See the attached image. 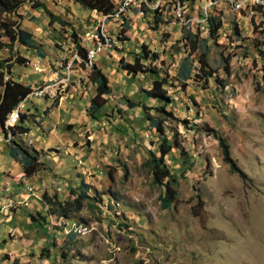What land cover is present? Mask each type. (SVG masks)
Returning a JSON list of instances; mask_svg holds the SVG:
<instances>
[{
	"label": "rangeland",
	"instance_id": "374dc122",
	"mask_svg": "<svg viewBox=\"0 0 264 264\" xmlns=\"http://www.w3.org/2000/svg\"><path fill=\"white\" fill-rule=\"evenodd\" d=\"M28 1L11 14L0 10V34L3 24L32 33L44 61L61 71L63 66L71 68V78L58 81L53 89L45 85L41 90L47 92L45 97H31L25 104L31 107V102L37 108L32 107L36 116L24 112L22 122L35 124L38 140L34 131L16 133L8 144L0 143V203L16 201V208H8L7 214L0 209L5 214V218L0 214V264H264V0H149L154 10L148 13L142 5L140 14L136 0L121 22L111 15L105 26L107 31L110 28L109 45L92 62L107 77L111 92L93 115L88 112L96 93L89 80L93 68L86 66L79 53L73 59L74 48L65 46L72 31L81 39L92 24V13L70 0H31L44 4L65 23L49 25L45 13L34 11ZM152 12L163 19L160 25L154 23ZM203 15L220 19L216 39L203 30ZM101 23H95L94 31L101 29ZM125 26L129 29L122 33ZM235 28L238 35L233 33ZM119 31L126 41L116 37ZM186 33L199 39L195 45L185 38ZM0 41L9 44L5 37ZM144 42L159 55L152 65L169 77L171 85L166 86L172 99L167 111L174 118L163 126L172 150L163 160L177 177L178 197L164 211L161 189L144 166L149 152L160 143L142 109L143 102L149 107L146 115L158 117L151 110L156 100L145 101L143 95L153 78L145 73L131 76L122 69V64L133 62ZM204 47L206 71H216L210 78L204 70L197 73ZM11 48L0 50L3 81L25 75V81L38 84L40 75L26 64L15 63L17 56L38 57L35 50L17 42ZM186 56L194 70L182 81L176 75ZM8 65H12L9 73ZM2 91L0 87V96ZM47 100L61 104V110L49 112L40 124L37 118L43 117ZM127 101L138 107L128 109ZM52 126L56 127L53 133ZM216 134L226 139L231 159L246 180L223 163ZM14 141L30 152L35 150L43 164L32 180L23 177L20 163L10 156ZM82 179L90 186L91 198L81 211L67 219L53 216L48 223L50 234L32 223L30 215L37 218L38 210L49 208L40 194L66 201L72 198L70 189L76 190ZM28 184L34 197L29 196L24 207L20 199L27 196L22 187H31ZM71 230L76 233L73 238ZM52 238L56 245L46 260L41 249Z\"/></svg>",
	"mask_w": 264,
	"mask_h": 264
},
{
	"label": "trees",
	"instance_id": "16d2710c",
	"mask_svg": "<svg viewBox=\"0 0 264 264\" xmlns=\"http://www.w3.org/2000/svg\"><path fill=\"white\" fill-rule=\"evenodd\" d=\"M74 4L79 5L85 10H88L90 12H96V13H102L104 15H111L114 14L115 10L120 6V4H123V0L119 1L115 4V0H70ZM237 3L240 0H235ZM25 2V0H0V10H2L4 13L11 14L15 12L22 4ZM28 3L30 4V7L34 10H42L45 15L49 19V25L52 24H58V25H65V23L57 16L53 15L44 4L40 3L39 1H31L29 0ZM122 6V5H121ZM119 9V8H118ZM238 11H246L247 15H251V11L249 9H240ZM260 13L263 12L258 10ZM148 13L150 11H147ZM154 23L156 25H160L162 23V18L157 14V12H152ZM203 20H206V24L203 27V30H205L208 33V36L210 38H217L219 37L218 32L222 27V23L220 19L216 18L212 15H207L201 17ZM124 19V18H123ZM110 20H107L104 25L100 26L101 28H105L106 25ZM1 29L3 31V34H0V38H7L9 40V44H5L0 41V50L3 48H8V50H12L11 46L14 42H17L19 46H23L26 48H34L35 42L33 40V36L30 32L20 28V26L12 27L11 25H1ZM121 29V28H120ZM129 29V28H128ZM127 29L124 28V31L122 33H125ZM199 32V31H198ZM120 31L117 33L116 37L120 36V42L126 41L127 39H124L123 34ZM234 34L238 35V31L235 28L233 31ZM186 39L189 40V42L193 45L196 44V41L199 39L196 36H193L191 34H185ZM71 38L77 43L78 37L77 34L72 31L71 32ZM115 38V37H112ZM205 45V43H204ZM76 51L79 53L80 57L82 59H86V51L82 47L79 46V44H76ZM207 49L204 47L202 56L198 59V67H197V73L199 74V71L204 70V75L206 78L212 77L213 73L216 72L214 70L212 71H206V68L208 67V63L206 60V54ZM261 55L264 56V53L261 52ZM39 58L45 57L43 52L39 51L38 53ZM159 59V55L155 52H152L149 47L146 44H142L140 47V51L138 54L133 56V62L131 64H122L123 70L127 72L131 76H136L137 73H145L152 76L151 80V87L149 89H144L143 95L144 100H156L153 101L154 103H157V106L151 107L155 112H157L158 117H150L149 115H146L147 107L142 102V109L144 113V117L146 120L150 122V125L154 129L157 137L160 140V143L157 147L156 151H150L149 156L144 162V166L148 169L150 176L152 178V182L154 185H156L158 188L161 189V193L159 195V202H160V208L161 210H169L175 203L177 202L178 192L175 189V184L177 183V177L171 173L169 167L164 163L163 158L166 155H169V153L172 150V145L170 143V139H168V134L166 133V129L163 126V123L167 121L168 118H174V115L171 111H167V107L172 103L171 97L167 93L166 86H169V77L167 75H164V77L161 75V72L159 69L152 65L154 62H156ZM87 62L88 60H84ZM27 62V59H24L20 56L16 57L15 63L17 64H25ZM148 64V67L147 65ZM12 65H8L5 67L6 71L9 73L11 70ZM179 72L176 75V78L181 79L182 81H186L191 76L192 70H194L193 64L190 61V57L186 56L183 60ZM196 69V68H195ZM227 70V68L225 69ZM89 80L95 85L96 93L95 96L91 99V105L88 109V112L90 115H93L106 103V99L104 97L109 96L111 92V88L108 85V79L104 75V73L101 70H97L96 67H93L89 74ZM36 86V85H34ZM171 86V85H170ZM0 87H3V94L0 96V128H2L0 135L7 136V132L4 129L5 123L10 115V112L12 109H14L20 101H22L28 94H32L33 88H31L28 85H24L23 83L14 82L11 81L9 78L7 81H3L2 73L0 74ZM103 98V99H102ZM138 107L137 104L133 102L127 101V108L130 110H133L134 108ZM27 112V111H24ZM23 112V113H24ZM23 113L20 114L19 122L20 124L16 125L15 129H13L12 135L13 137L16 135V133H24L29 132V129L23 127ZM18 122V123H19ZM215 138L217 139L218 146L221 151L222 161L225 165L229 166V169L232 173L237 174L242 180H246V175L237 167V165L233 162L230 155L229 145L225 138L215 135ZM13 141V140H12ZM11 141V142H12ZM10 143V142H9ZM15 141L13 142V144ZM12 145V144H11ZM9 146V153L10 156L15 159L17 162L20 163L23 171V177L29 178L36 174L38 171L42 168V163H40L37 159V152L35 150H31V152L24 148L21 143H15V145ZM159 154V156H157ZM127 170L124 171V178H127ZM5 192L6 189L4 188ZM90 186L85 183V181L82 179L79 183V186L76 188V190L70 189V194L72 196L71 199H68L66 201H61L58 199V197L49 198L46 193H43L42 203L44 205H48L49 208L43 209V211H37L36 216L30 215L29 218L32 221L33 224L36 226L43 227V229L46 231V234H50L49 225L48 223L51 221L53 216H56L57 218H69V215L71 213H77L81 211L83 208V204L85 201L90 200L89 195ZM76 235L74 230H71L69 233V237L73 238ZM55 240L52 238L50 241H48V244L41 249V255L42 257L49 259V252L54 249L55 246ZM63 257L65 258L66 255L63 253Z\"/></svg>",
	"mask_w": 264,
	"mask_h": 264
},
{
	"label": "built area",
	"instance_id": "2783aa9c",
	"mask_svg": "<svg viewBox=\"0 0 264 264\" xmlns=\"http://www.w3.org/2000/svg\"><path fill=\"white\" fill-rule=\"evenodd\" d=\"M136 0H129V4L128 7L126 9H119V10H115V17H124L125 13L128 12L129 7H131L134 2ZM234 1V0H232ZM245 1H251V2H258V0H245ZM147 7V11H151L154 10V7L149 3V0H139V5H137V9H139V14H140V7ZM158 5L155 6V8H157ZM255 17L258 15H253L251 12V17ZM104 14L102 13H93L92 19H91V26L88 28V30L83 33L81 39L78 38L77 43L72 39L69 38L67 43H66V48H74V55H73V59H75L77 57V51H76V44L80 45H84L83 47H85L86 49V59H81L82 60H88V68H93L94 64L93 62V58L96 57L101 51L102 49L105 48V46L109 45V36L108 33L110 31V28L108 31H106V38H98V35L94 34V27H95V23H101L102 20H105ZM118 25V24H117ZM119 27V26H118ZM206 30V27H205ZM72 51V50H71ZM74 61V60H73ZM27 67L31 68L32 73L40 75L41 76V80L38 84L42 83L43 81H51V84L53 83H57L60 80H70V69L71 68H65V66H63V71L59 70L56 65H51L46 63L44 60H42L39 57L33 58V59H29L27 60V62L25 63ZM57 64H62V63H57ZM62 67V65H61ZM65 71V72H64ZM8 80V77H5V81ZM83 95L86 96V98L88 97L87 92L83 89ZM31 97H36V93L34 94H28L22 101H20L18 103V105L12 109V111L10 112V126L12 125H16L19 121V114L23 113L24 111H28L26 110V103L30 101ZM30 104L32 105V103L30 102ZM89 139V138H88ZM4 142H8L7 140L4 139ZM1 143V142H0ZM81 162V161H79ZM6 192H10V188L9 190H7ZM33 189L32 187H26L25 190H23V195L27 196L26 198H23V200L20 199V205L27 207L28 206V197L33 195ZM23 201V203L21 204V202ZM8 204L6 205V207L4 208L6 212H8V208H16V201H12V200H8L7 201ZM1 211V210H0ZM49 227V226H48ZM50 229V228H49Z\"/></svg>",
	"mask_w": 264,
	"mask_h": 264
},
{
	"label": "crops",
	"instance_id": "0c3cea01",
	"mask_svg": "<svg viewBox=\"0 0 264 264\" xmlns=\"http://www.w3.org/2000/svg\"><path fill=\"white\" fill-rule=\"evenodd\" d=\"M123 2H124V0H123ZM123 5V4H122ZM122 7V6H121ZM119 8V7H118ZM118 8L116 9V10H118ZM34 10V9H33ZM34 11H36V10H34ZM92 13V16H93V13L94 12H91ZM111 15H115V12H114V14H111ZM111 15H104V16H109L108 18H107V20H110V18L111 17H113V16H111ZM122 19H123V17H116V21L115 22H121L122 21ZM106 20V21H107ZM142 21V20H141ZM113 23V22H112ZM105 24V23H104ZM144 24V23H143ZM142 25V24H141ZM125 28L126 29H128L126 26H125ZM142 29V27H140V30ZM105 30L107 31V28H105ZM130 30H131V28H130ZM32 34V33H31ZM33 36V35H32ZM110 39H111V37H110ZM115 39V38H114ZM139 39V38H138ZM34 40V39H33ZM35 42V41H34ZM112 44H114V42L112 43ZM142 44H148V42H144V43H142ZM141 44V45H142ZM150 47V46H149ZM24 48H26V47H24ZM33 50H35V53L38 55V53H39V51H41L42 52V50H39L38 48H33ZM44 54V53H43ZM39 57V56H38ZM41 59H43V58H41ZM44 60V59H43ZM16 71V70H15ZM19 72H20V70L19 71H17V73L19 74ZM16 73V72H15ZM14 74V73H13ZM21 77H22V79L23 80H20L21 79ZM25 77V75L23 76V75H21V76H18V80L17 81H15L13 78H12V80L13 81H15V82H19V83H23L24 85H28V86H30L31 88H33V92H32V94H34V93H36V96L37 97H41V98H43V97H45V95L47 94V92H41V90L45 87V85H49L50 87H52L51 89H53L54 88V86L56 85V83H53V84H51V82L50 81H43L42 83H40V84H36V86H33V85H31L30 83H28L27 81H25L24 78ZM50 82V83H49ZM56 88V87H55ZM150 88V86L148 87V88H146V89H149ZM2 94H3V91H2ZM95 96V95H94ZM76 104V103H75ZM55 106V107H54ZM32 107L35 109V111L37 110V108L35 107V105H31V107H29V106H27L26 107V110H28L27 112H29L30 114H32V115H38L37 113L36 114H34V111H32ZM54 107V108H53ZM76 109H79L78 108V105H75L74 106ZM54 109H56V112L57 111H60L61 110V104L60 105H58L57 104V106H56V103L55 104H49L48 103V100H47V102L45 101V107H44V109L42 110V115H43V117H41V118H37V120H38V122H40V124H42L43 122H46V120L48 119L47 118V116H48V113L50 112H54ZM10 116V115H9ZM49 116H51V115H49ZM9 118V117H8ZM23 125V127H25V128H29V130L31 129V131H29V132H31V134L35 131L36 133H38V131L35 129V124H32V125H30V123H23L22 124ZM50 125V124H49ZM30 126H32V127H30ZM60 127V126H59ZM49 128H51V127H49ZM52 128H53V130H51V133H53L52 131H55L56 130V127L55 126H52ZM40 137V135H39V133H38V137H37V139L35 138V140H38V138ZM5 143H7L8 144V142H5ZM36 150L38 149V146L36 145ZM41 162H43L42 160H41ZM38 173H40L39 171L36 173V174H34L33 176H31L30 178H28L29 180H32V178H34L35 176H37V174ZM41 179V178H40ZM25 179H22V182L24 181ZM1 182V181H0ZM28 185H30V184H28ZM19 186V185H18ZM31 187H33L32 186V184L30 185ZM19 188H21V187H19ZM7 190H9V188H6V191ZM23 187H22V192H23ZM40 196L42 197V194H40ZM31 197H34V195H31L29 198H31ZM24 198V197H23ZM34 199V198H33ZM35 199L37 200V201H40V198L39 197H37V195L35 194ZM34 199V200H35ZM1 202V201H0ZM38 204V203H37ZM6 203H0V209H1V207L2 208H5L6 206ZM4 206V207H3ZM0 214H1V216H3L4 218H5V214H3V212L2 211H0ZM6 214H7V212H6ZM12 217V219L14 220V218L16 217V215H13V216H11Z\"/></svg>",
	"mask_w": 264,
	"mask_h": 264
},
{
	"label": "bare ground",
	"instance_id": "6f19581e",
	"mask_svg": "<svg viewBox=\"0 0 264 264\" xmlns=\"http://www.w3.org/2000/svg\"><path fill=\"white\" fill-rule=\"evenodd\" d=\"M128 4H129V0H124L121 9H126V8L128 7ZM108 17H109V16H106V17H105V20H103V24L101 23L102 25H104V23H105V21L107 20ZM99 26H100V25H99ZM96 27H97V26H96ZM94 34H95V35H98V38H106V30H105L104 27L101 28V29H99V27H97V28L95 29V31H94ZM109 41H110V37H109ZM84 62H85V61H84ZM85 64H86V66L88 67V61L85 62ZM15 127H16V125H12V126H10V116H9V118L7 119V121H6V123H5V126H4L5 131H7V133H8V134H7V137H2V136L0 135V142H4V139L7 140V141L11 140V138H12V132H13V129H15Z\"/></svg>",
	"mask_w": 264,
	"mask_h": 264
}]
</instances>
